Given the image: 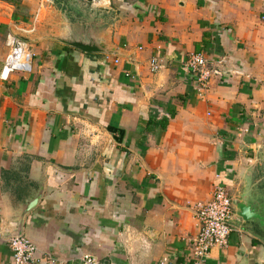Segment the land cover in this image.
<instances>
[{"label":"crops","instance_id":"obj_1","mask_svg":"<svg viewBox=\"0 0 264 264\" xmlns=\"http://www.w3.org/2000/svg\"><path fill=\"white\" fill-rule=\"evenodd\" d=\"M49 1L0 0V264L18 232L37 264H193L192 205L216 185L264 215L263 0H103L92 35ZM15 31L39 40L32 70L5 78ZM194 54L224 62L203 91ZM205 264H264V227L236 218Z\"/></svg>","mask_w":264,"mask_h":264},{"label":"built area","instance_id":"obj_2","mask_svg":"<svg viewBox=\"0 0 264 264\" xmlns=\"http://www.w3.org/2000/svg\"><path fill=\"white\" fill-rule=\"evenodd\" d=\"M264 3V0H263ZM264 20V17H263ZM33 56L28 51V44L13 36L10 43V53L3 67L2 77L7 78L12 72H30L32 70ZM116 64L119 63L117 59ZM218 66L211 69L209 61L201 54L192 55L186 62V68L197 75V85L199 90H204L208 86L211 75L221 77L223 75V61L218 62ZM151 71L158 72L161 66L158 59L151 61ZM194 216L198 222V235L190 240L193 250V264H205L211 251L216 248H226L229 238L233 232L232 223L234 221V210L232 200L226 188L216 185L210 201L206 203H196L192 205ZM13 257L14 264H37L36 255L38 249L28 238L14 237L7 241ZM82 264H98L91 257L81 259ZM164 259L160 264H168ZM47 264H65L64 261L47 257Z\"/></svg>","mask_w":264,"mask_h":264},{"label":"water","instance_id":"obj_3","mask_svg":"<svg viewBox=\"0 0 264 264\" xmlns=\"http://www.w3.org/2000/svg\"><path fill=\"white\" fill-rule=\"evenodd\" d=\"M88 2L89 3L100 2V0H88ZM57 14H58L59 17H62V13L58 12ZM65 21H66L67 24L70 23L67 20H65ZM70 24L74 25V23H70ZM92 24H94V23H92ZM92 24L90 26L86 25L87 28H88L87 32H89L90 35H92L94 33V31H93L94 27L92 26ZM78 25H82V24H78ZM49 26L51 28H55L54 22L52 24H50ZM84 26L85 25H82V27H84ZM101 30H103V29H101ZM29 34L30 33H25V32H16V31L14 32V36L16 38L20 39L21 41L25 42V43L34 42V41H38L39 40L38 38L32 37ZM52 34H55V33L52 32ZM70 34L64 35L65 38L63 37V34H62L60 36L58 35V37H53V39H55L56 41L62 42L63 44H66V45H68L71 48L79 49V50L87 52V53L103 51V50H101L99 48L96 49L97 47H92V45L89 46L90 44L83 43L84 41H81L80 39H78L76 37H73ZM90 35H88V36H90ZM88 36H86V37H88ZM88 40L91 41V39H88ZM86 41H87V39H86ZM95 50H97V51H95ZM103 52H105V51H103ZM105 54H112V53L111 52L110 53H106L105 52ZM231 200H232V205H233V210H234V221H235L236 218L240 217L246 223H249V228H253L255 226L256 222L258 223V225L260 227H264V215H261L260 212L257 213L256 208L253 209L251 206L238 204L237 205V212H236V207H235L236 204H235V202H234V200L232 198H231ZM34 205H35V202H33L29 206V209H32L34 207ZM232 226H233V223H232ZM21 236H23L22 232H18V233H14L13 235H11L9 237V239L10 238H14V237H21Z\"/></svg>","mask_w":264,"mask_h":264},{"label":"rangeland","instance_id":"obj_4","mask_svg":"<svg viewBox=\"0 0 264 264\" xmlns=\"http://www.w3.org/2000/svg\"><path fill=\"white\" fill-rule=\"evenodd\" d=\"M37 1L41 5L42 0H32ZM92 2L89 3L88 0H50L46 2L45 7H55L58 11H61L63 20H67L70 23L82 24L90 26L96 19H101L103 21L108 20L105 11L107 10L104 6L105 2ZM100 9L101 15L97 14ZM47 13V9L43 10ZM228 192V191H227Z\"/></svg>","mask_w":264,"mask_h":264},{"label":"trees","instance_id":"obj_5","mask_svg":"<svg viewBox=\"0 0 264 264\" xmlns=\"http://www.w3.org/2000/svg\"><path fill=\"white\" fill-rule=\"evenodd\" d=\"M175 114H172L171 117L173 118ZM168 124H169V120L168 119H161L160 121H148L146 123V129H153V130H156V129H160L162 131H165L167 130L168 128Z\"/></svg>","mask_w":264,"mask_h":264}]
</instances>
